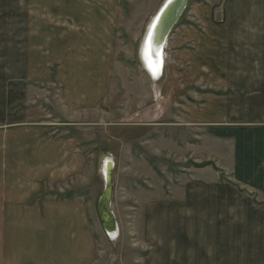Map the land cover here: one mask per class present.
Wrapping results in <instances>:
<instances>
[{
    "label": "rangeland",
    "instance_id": "rangeland-1",
    "mask_svg": "<svg viewBox=\"0 0 264 264\" xmlns=\"http://www.w3.org/2000/svg\"><path fill=\"white\" fill-rule=\"evenodd\" d=\"M164 1L0 0V132L7 126L39 123L49 132L78 140L80 171L71 196L85 203L96 231L90 264H199L191 257L194 247L204 244V237H198L203 222L187 209L186 216L183 212L180 219L167 220L170 228L177 224L180 230L175 262L172 231H164L166 220L155 215L146 219L144 214L146 207L153 206L152 213L164 210L161 203L169 196L181 199L188 180L213 178L200 174L204 164L194 150L189 152L187 140L195 144L200 131L186 123L188 87L181 66L169 59L170 48L164 45L157 80L143 66L146 29ZM62 14L75 17L82 29L65 26ZM186 14L188 6L174 30ZM108 30L111 39H104ZM56 47L61 51L55 52ZM55 63L59 65L49 75L45 68ZM98 96L102 99L95 105ZM249 115L264 125V108L249 110ZM107 159L113 168L106 211L115 237L103 229L99 212L105 194L101 166ZM58 228L61 237L76 240L71 228L62 223ZM81 242L77 252H71L69 242L68 263L82 258ZM252 249L250 264H260L258 247L252 244ZM241 254L239 264H244L243 249ZM210 264L227 263L222 257Z\"/></svg>",
    "mask_w": 264,
    "mask_h": 264
},
{
    "label": "crops",
    "instance_id": "crops-1",
    "mask_svg": "<svg viewBox=\"0 0 264 264\" xmlns=\"http://www.w3.org/2000/svg\"><path fill=\"white\" fill-rule=\"evenodd\" d=\"M187 6L189 15L172 30L167 48L188 87L186 123L200 131L195 144L187 140L189 152L194 150L204 164L197 168L200 174L213 178L188 180L181 199L169 196L161 203L164 210L152 213L151 206L144 214L166 220L163 229L166 235L172 231L175 262L180 230L177 224L170 228L167 220L180 219L183 212L186 216L187 209L204 223L198 232L204 244L194 247V263L223 257L227 264H239L243 249L244 264H250L254 244L264 264V125L249 115V110L264 108V0H190ZM59 19L82 29L73 16ZM103 38L111 39L110 31ZM55 64L44 67L49 75ZM110 74L109 69L105 76ZM1 133L0 264H90L96 231L85 203L71 196L80 171L78 140L39 123L7 126ZM47 194L54 198L47 200ZM61 223L71 228L75 241L61 237ZM79 240L82 258L68 263L69 242L71 252H77Z\"/></svg>",
    "mask_w": 264,
    "mask_h": 264
},
{
    "label": "water",
    "instance_id": "water-1",
    "mask_svg": "<svg viewBox=\"0 0 264 264\" xmlns=\"http://www.w3.org/2000/svg\"><path fill=\"white\" fill-rule=\"evenodd\" d=\"M173 1L174 0H168L159 10L157 15L155 16V18H158L159 20L161 15L167 10V13L164 15L160 23V26L158 28L159 34L156 35L157 36L156 45L158 47L157 53L155 51H152L151 49H148L149 48L148 40H149V34H150L149 30L153 26H155L154 24H155L156 19L153 20L151 26L149 27V30L144 39V43L141 46L140 55L143 61L144 69L149 74V77L153 80H157L162 75V68H163L162 52L164 48L165 39L167 38L168 34L170 33L174 25L177 23L180 15L182 14L183 10L186 8L188 4V0H178L174 4L172 3ZM150 65L154 66L155 74H153V69L152 67H150ZM109 182L111 185V181ZM104 183H105V191H104L105 194L103 198L100 199V202H99L100 211L99 212H100L103 229L107 232L108 235L114 236L116 228L114 226L112 219L110 218V216L108 215L106 211V208L108 205V197H109L108 188L110 187H108L105 179H104ZM102 201L103 202L105 201V206L103 209L101 208ZM105 217H108L109 219L106 220Z\"/></svg>",
    "mask_w": 264,
    "mask_h": 264
},
{
    "label": "bare ground",
    "instance_id": "bare-ground-1",
    "mask_svg": "<svg viewBox=\"0 0 264 264\" xmlns=\"http://www.w3.org/2000/svg\"><path fill=\"white\" fill-rule=\"evenodd\" d=\"M168 0H165L164 2H163V4L161 5V7L158 9V11L156 12V14L154 15V17L152 18V20L150 21V23H149V25H148V28L146 29V33H145V36H146V34H147V32H148V30H149V27L151 26V24H152V22H153V20H155L156 19V21H155V26H153L149 31H150V33H151V35L149 34V42H148V46H149V48L148 49H151L152 51H155L156 53H157V51H158V47H157V45H156V39H157V34H159V26H160V23H161V21H162V19H163V17H164V15L167 13V10L161 15V17H160V19L158 20V18H155V16L157 15V13L159 12V10L162 8V6L167 2ZM178 0H174L172 3L174 4L175 2H177ZM188 5V4H187ZM187 8V7H186ZM185 8V9H186ZM184 9V10H185ZM184 10H183V12H184ZM182 12V13H183ZM182 15V14H181ZM181 15H180V17H181ZM179 17V18H180ZM179 20V19H178ZM178 22V21H177ZM176 25V24H175ZM174 25V26H175ZM156 27V28H155ZM172 30H173V28H172ZM172 30L170 31V33L168 34V36H167V38L165 39V43H164V45L165 44H167L166 42H167V40H168V37H169V35L171 34V32H172ZM145 36H144V39H145ZM162 54H163V52H162ZM112 168H113V162L111 161V160H109V159H107L106 161H105V163L101 166V169H102V171H103V178L106 180V182H107V185H108V187H110V188H108V191H110V189H111V185H110V178H111V171H112ZM107 205V204H106ZM104 206H105V201L103 202L102 201V204H101V208L103 209L104 208ZM105 219L106 220H108L109 218L108 217H105ZM115 237V236H114Z\"/></svg>",
    "mask_w": 264,
    "mask_h": 264
},
{
    "label": "snow or ice",
    "instance_id": "snow-or-ice-1",
    "mask_svg": "<svg viewBox=\"0 0 264 264\" xmlns=\"http://www.w3.org/2000/svg\"><path fill=\"white\" fill-rule=\"evenodd\" d=\"M150 35H151V33H150ZM150 67H152V69H153V74H155L154 66H151V65H150Z\"/></svg>",
    "mask_w": 264,
    "mask_h": 264
}]
</instances>
